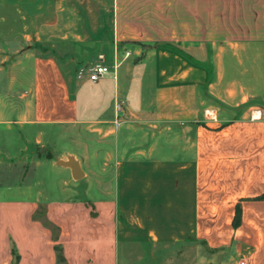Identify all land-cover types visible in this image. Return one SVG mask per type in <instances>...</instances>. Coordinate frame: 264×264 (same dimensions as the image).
Returning <instances> with one entry per match:
<instances>
[{
	"label": "crops",
	"instance_id": "1",
	"mask_svg": "<svg viewBox=\"0 0 264 264\" xmlns=\"http://www.w3.org/2000/svg\"><path fill=\"white\" fill-rule=\"evenodd\" d=\"M103 1L93 30L79 0H0V166L35 163L0 183V264H59L55 247L63 264H264V0ZM108 46L113 73L78 78ZM54 132L72 149L39 155Z\"/></svg>",
	"mask_w": 264,
	"mask_h": 264
},
{
	"label": "rangeland",
	"instance_id": "2",
	"mask_svg": "<svg viewBox=\"0 0 264 264\" xmlns=\"http://www.w3.org/2000/svg\"><path fill=\"white\" fill-rule=\"evenodd\" d=\"M80 5H81V9H82V20L83 18H86L88 20L89 25H91L92 29L94 30L95 28H99L102 24V22H106L108 23L110 20L109 17L110 15H100L99 13V8H98V4H95L94 0H79ZM105 0L102 2L103 5ZM106 5V4H105ZM2 49H8V46L3 45L1 47ZM77 48V47H75ZM33 49L36 50L38 53H50L51 50L55 53H59L60 57L62 60L64 61H68L70 60L69 58H72V53L74 51V47L69 46V45H61V46H50V45H35L33 46ZM95 50L92 49V53ZM104 54H105V61H104V65L107 67H111L113 65L112 63V47L108 46L105 48L104 50ZM96 62V61H95ZM92 63V64H95ZM64 64H69L68 62ZM91 64V65H92ZM112 74V68H109V74ZM112 83V81H111ZM56 133L54 132L52 134V143L51 145L48 147L46 146L43 149H38V154L39 155H47V154H51L52 157L55 159L58 154L62 153L64 150H71L72 149V144L69 140H56L55 139V135ZM34 135V134H33ZM33 135L30 139H26V138H22L19 139V141L15 140L12 143V160L15 161L16 159H18L21 155L27 157H30L31 154L34 152L35 150V144H34V139H33ZM26 139V140H25ZM14 144V145H13ZM22 148L23 153L19 152V148ZM14 158V159H13ZM35 168V163L33 162L32 159V163H28L26 164L25 162V158L21 159L20 161H16L15 163H12V165H6V166H0V183H2L3 181L6 180H11L13 181H20L23 182L25 176H27V174H30V172H32V170ZM85 168V167H84ZM43 173H44V169H43ZM49 186L51 188V191L53 195L51 196H58L59 194L55 191H57V186H59L60 182H58V178H56V175L52 174V172H49ZM59 183V184H58ZM79 183H84V180H81ZM81 186V185H80ZM14 195L13 192L11 191H2L0 192V196L2 198H12V196Z\"/></svg>",
	"mask_w": 264,
	"mask_h": 264
},
{
	"label": "built area",
	"instance_id": "3",
	"mask_svg": "<svg viewBox=\"0 0 264 264\" xmlns=\"http://www.w3.org/2000/svg\"><path fill=\"white\" fill-rule=\"evenodd\" d=\"M129 53H126V56H128ZM78 78L83 77L86 75V77L91 82H98L103 77L109 74V68L103 64L102 56H99V61L95 64H92L90 66L85 67L84 69L79 70ZM121 111L120 105L116 106V112L119 113ZM115 125H119L118 121L115 122ZM238 264H245L244 261H240Z\"/></svg>",
	"mask_w": 264,
	"mask_h": 264
},
{
	"label": "water",
	"instance_id": "4",
	"mask_svg": "<svg viewBox=\"0 0 264 264\" xmlns=\"http://www.w3.org/2000/svg\"><path fill=\"white\" fill-rule=\"evenodd\" d=\"M60 165L70 168L74 179L77 180L81 178L82 173L80 171V168L72 158H69L67 162H60Z\"/></svg>",
	"mask_w": 264,
	"mask_h": 264
},
{
	"label": "trees",
	"instance_id": "5",
	"mask_svg": "<svg viewBox=\"0 0 264 264\" xmlns=\"http://www.w3.org/2000/svg\"><path fill=\"white\" fill-rule=\"evenodd\" d=\"M55 250L57 252L58 263L59 264H63L64 263V258L62 256L60 247H55ZM14 260L17 261L18 260V257L15 256Z\"/></svg>",
	"mask_w": 264,
	"mask_h": 264
}]
</instances>
